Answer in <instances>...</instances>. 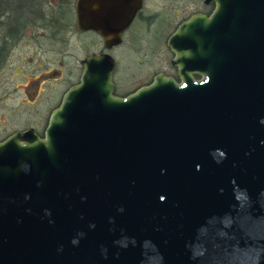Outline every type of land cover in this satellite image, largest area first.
Here are the masks:
<instances>
[{
	"label": "water",
	"instance_id": "water-1",
	"mask_svg": "<svg viewBox=\"0 0 264 264\" xmlns=\"http://www.w3.org/2000/svg\"><path fill=\"white\" fill-rule=\"evenodd\" d=\"M213 1L169 40L179 82L116 96L92 54L43 136L0 143V264H264V0ZM120 2L79 27L118 43Z\"/></svg>",
	"mask_w": 264,
	"mask_h": 264
},
{
	"label": "flooded vegetation",
	"instance_id": "flooded-vegetation-1",
	"mask_svg": "<svg viewBox=\"0 0 264 264\" xmlns=\"http://www.w3.org/2000/svg\"><path fill=\"white\" fill-rule=\"evenodd\" d=\"M78 1L0 0V85L5 79L8 83L12 67L18 74L21 70L28 71L22 85L28 98L23 102L27 104V112L17 116L14 112L6 120H0V143L29 128L43 136L52 111L59 106L64 93L78 83L81 61L92 54H109L114 59L116 96L125 97L150 84L159 73L179 82L178 66L173 62L177 55L169 40L193 15L209 17L216 7L213 0H120V9L115 12H119L118 15L111 19L106 16L103 22H109L106 25L109 32L113 24L118 30L122 23L125 26L120 32V41L107 46L99 32L79 27ZM68 34L73 41L70 50ZM175 44L179 48L181 42ZM31 46V53L38 54V58L24 53ZM20 47H24V54L19 57L23 64L17 69L12 58L18 55L16 52ZM64 48L70 51L68 59L63 57ZM119 50H123V54L125 50L135 55L133 70L127 67L123 78L120 77ZM80 52L79 57L77 53ZM198 62L196 59L190 61L193 71L199 69ZM42 68H46L44 72ZM193 78L200 80L201 75L193 72ZM45 82L52 86L47 93L44 91ZM13 88L9 93L14 92ZM5 99L7 95L0 98ZM15 119L24 123L17 124Z\"/></svg>",
	"mask_w": 264,
	"mask_h": 264
},
{
	"label": "rangeland",
	"instance_id": "rangeland-1",
	"mask_svg": "<svg viewBox=\"0 0 264 264\" xmlns=\"http://www.w3.org/2000/svg\"><path fill=\"white\" fill-rule=\"evenodd\" d=\"M68 33V32H67ZM71 35V34H70ZM70 35L68 34V41H69V50L72 47V37L70 38ZM47 47V46H46ZM21 49L18 50L16 52V54L18 55H14L12 58L13 61V65H15L17 67V69L22 66V62H20L19 57L26 53L29 54L31 57H35L38 58V54L36 53H31L32 51V46L31 48H29L27 50H25V52L23 53V48L24 47H20ZM67 48H64V55L63 57H65V59H68V55L67 53H69V51ZM144 52V51H143ZM23 53V54H22ZM81 52L77 55L80 57L81 56ZM119 59H120V77L122 76L123 78V74L127 71V67H131V69L133 70V62H134V57L135 55L132 54L131 52H129V54L127 53V51L124 50V54H123V50H119L117 53ZM27 56V55H26ZM54 56V54H53ZM52 56V57H53ZM42 58V57H41ZM77 58V56L74 59H70V61H74ZM43 61V58H42ZM44 69V70H43ZM46 68H42L41 70L44 72ZM28 72V71H27ZM24 70H21V72L16 73V71L13 69L10 70V76H9V72H8V83L7 80L5 79V83H3V85H0V98L7 95V99L5 100H0V120H6L8 116H10L12 113L15 112L16 116L17 115H21L27 112V104H23V102H25L28 98L27 96H25V93L23 91V86L25 83V79L24 76L27 73ZM2 74V73H1ZM18 75H21V77H18ZM11 76H14L13 79H11ZM1 78V77H0ZM45 87H44V91L45 93H47V91L49 89L52 88L51 85H49L47 82H45ZM15 86V89L13 88ZM11 87L14 89L13 93H9L11 91ZM9 89V90H8ZM14 116V115H13ZM15 123H19V124H23L24 122L20 121V119H15Z\"/></svg>",
	"mask_w": 264,
	"mask_h": 264
}]
</instances>
